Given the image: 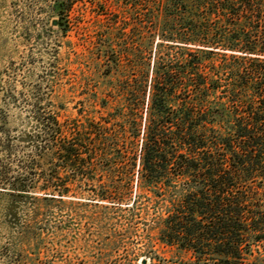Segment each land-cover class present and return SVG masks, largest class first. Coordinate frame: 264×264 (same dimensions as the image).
Listing matches in <instances>:
<instances>
[{
  "label": "trees",
  "instance_id": "1",
  "mask_svg": "<svg viewBox=\"0 0 264 264\" xmlns=\"http://www.w3.org/2000/svg\"><path fill=\"white\" fill-rule=\"evenodd\" d=\"M32 1L65 33L84 2ZM109 7L98 116L61 121L64 106L39 87L0 107L4 218L88 196L134 219L151 195L159 241L184 264H264L252 255L264 241V0Z\"/></svg>",
  "mask_w": 264,
  "mask_h": 264
},
{
  "label": "rangeland",
  "instance_id": "2",
  "mask_svg": "<svg viewBox=\"0 0 264 264\" xmlns=\"http://www.w3.org/2000/svg\"><path fill=\"white\" fill-rule=\"evenodd\" d=\"M83 1L65 33L53 24L49 8L39 11L32 0H0V107L12 102L11 94L27 96L39 87L64 106L58 109L61 121L78 117L81 109L99 115L96 97L111 84L103 79L98 45L107 40L114 18L112 0ZM19 112L12 108L11 127ZM149 197L139 200L134 219L101 203L95 207L88 196L40 203L35 214L9 219L0 195V264H184L185 255L160 243L162 213ZM20 225L32 227L21 235ZM252 249L253 258H264V241Z\"/></svg>",
  "mask_w": 264,
  "mask_h": 264
},
{
  "label": "water",
  "instance_id": "3",
  "mask_svg": "<svg viewBox=\"0 0 264 264\" xmlns=\"http://www.w3.org/2000/svg\"><path fill=\"white\" fill-rule=\"evenodd\" d=\"M53 24L56 25V22H54Z\"/></svg>",
  "mask_w": 264,
  "mask_h": 264
}]
</instances>
